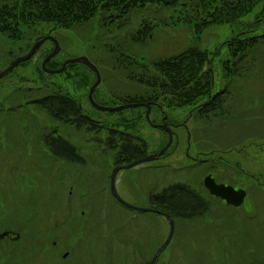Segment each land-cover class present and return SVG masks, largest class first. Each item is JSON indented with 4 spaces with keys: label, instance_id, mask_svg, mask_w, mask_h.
I'll list each match as a JSON object with an SVG mask.
<instances>
[{
    "label": "rangeland",
    "instance_id": "1",
    "mask_svg": "<svg viewBox=\"0 0 264 264\" xmlns=\"http://www.w3.org/2000/svg\"><path fill=\"white\" fill-rule=\"evenodd\" d=\"M179 10L180 4L168 8L150 5L131 12L124 23L121 19L103 21L98 14L71 29L45 23L29 27L26 38L15 43L0 36V71L36 37L50 32L60 45L57 60L87 57L101 76L94 100L117 106L125 103L127 97H146L150 89L145 83L155 74L151 60L174 55L191 45L209 52L217 49L213 54L211 91L217 92L225 80L232 81L225 98V115L216 110V117H199L191 111V105L165 108L170 118H186L192 140L187 141L184 130L175 132L172 145L161 158L121 169L115 186L127 203L138 207H149L151 201L146 193L160 192L162 186L170 183L186 182L194 191L206 193L208 208L203 216L176 218L172 239L156 264H264V45L248 50L240 61L235 60L230 71L223 63L229 57L224 41L241 31L248 35L264 33V17L255 26L252 23L258 12L263 14L264 4L259 3L245 16L244 24L210 25L199 35L193 24H170V17H178ZM146 24H154L151 36L137 38L134 33ZM52 47L53 43L46 40L29 62L0 78V232L19 233L17 239L0 236V264H148L154 249L168 235L165 217L132 210L104 191H91L98 185H107L114 167L111 154L108 162L89 160L87 172L67 170L60 174L42 134L51 127L64 132L68 125L50 124L43 114L33 113L27 105L28 95L35 97L58 87L78 99L84 112L105 127L97 135L99 140L104 142L111 130L129 131L139 137L137 145L146 149L144 155L159 150L167 136L143 120L132 129L123 123L114 124L122 117H135L143 111L142 107L95 109L88 100L95 75L80 64L61 74L41 75V60ZM125 54H134L137 59ZM77 71H85V76L79 77ZM184 80L188 90V77ZM34 86L43 91H17ZM150 118L155 119L154 110ZM25 123L29 124L28 134L22 128ZM86 134L80 133L82 145L87 137L92 140ZM91 148L87 144L82 150L103 154L102 148ZM22 154L26 157H17ZM191 157L204 159L205 164L194 165ZM98 166L102 179L89 177V171ZM208 171L236 179L245 186L243 204L231 206L219 198H210L200 184ZM81 190L86 194L82 195ZM65 251L68 254L64 256Z\"/></svg>",
    "mask_w": 264,
    "mask_h": 264
},
{
    "label": "trees",
    "instance_id": "2",
    "mask_svg": "<svg viewBox=\"0 0 264 264\" xmlns=\"http://www.w3.org/2000/svg\"><path fill=\"white\" fill-rule=\"evenodd\" d=\"M259 3L264 4V0H0V36L15 43L26 38L27 28L36 27L39 24H52L54 28L71 29L78 24L95 19V16L98 14L101 15V20L103 21L106 19L108 22H115L121 19L124 23L125 19H127L126 16L131 12L142 10L147 6H163L168 8L175 7L179 4L182 7V10H179L176 14L179 18L171 16L170 24L174 26H177L178 23L193 24L196 27L195 33L199 35L210 25L225 23L244 24L243 18L249 15ZM262 13L260 15V12H258L252 21L254 26L262 21L264 12ZM151 25L152 27L146 24L142 28H138L134 33L135 36L142 39L145 36H151L154 24ZM246 32L241 31L223 42V45H226L229 53V57L223 61V63L227 64L228 70L231 67L233 69L235 60L240 61L241 57L248 50L256 49L264 45V33L248 35ZM47 34H50V32ZM42 36L36 37L35 40ZM32 43L28 44L25 51L21 54L25 53ZM49 52L47 51L43 58ZM214 52L217 53V49ZM214 52L201 49L198 45H191L174 55L151 60L150 67L155 70V74L145 83L150 91L146 97H127L125 102H151V100L161 98L167 102L165 104L168 107L191 105V111H196L195 113L199 117H208L209 119L216 117L218 114L215 111L220 108L222 109L220 115L224 116L227 101H225L227 97V95L225 96V91H211L212 89L214 90V87H211L212 66L215 57L213 55ZM125 55L133 60L137 59L134 57V54ZM56 57L57 55L47 62L48 67L57 68L61 65L63 61L59 62ZM32 58L33 56L25 62L19 63L17 66L29 62ZM79 64L85 71H91L83 63L74 62L67 64L61 73H64L69 67ZM38 71L41 75L46 74L41 68V63ZM85 71H77L76 74L79 77H84ZM185 77H188L190 84L188 90L185 89ZM141 83H143L142 80ZM49 86L51 85H47L46 87ZM17 91L33 93L43 90L39 86H34L24 88V90L18 89ZM181 91L185 93L182 95ZM28 97L30 98L27 99V105L31 107L33 113L43 114L46 119L45 121H48L50 124L68 125V127L73 126L79 135V132L83 131L82 133H84L85 131L100 139L97 135L101 134L104 129L100 124L101 122L86 114L78 99L62 92L58 87L35 97H31V95H28ZM230 99L233 100L232 95ZM229 101L228 106H231L232 102ZM32 119L37 121L36 118ZM143 119V115L137 113L135 117H122L121 121H116L114 124L118 125L123 123L127 128L132 129L136 128V124ZM69 129L66 131L67 134L70 133ZM56 133V128L51 127L50 130L47 129L45 131V136L43 137L44 143L52 155L58 154L55 143L59 140H63L62 147L65 150H70L68 154H84L80 146L76 147L74 144L69 143L67 141L68 139L64 136L58 138L55 136ZM69 138H72V136L69 135ZM105 138L106 147L103 154H111L114 156V165L131 162L146 154V149L138 148L137 141L139 137L132 135L129 131L111 130ZM189 188L190 186L186 182L168 184L157 195L158 205L154 207L168 212L174 219L189 218L192 213L186 210L183 203L191 199L192 196L197 199L200 198L198 192L193 191L192 193ZM206 209L207 207L205 206L202 210L203 214Z\"/></svg>",
    "mask_w": 264,
    "mask_h": 264
},
{
    "label": "flooded vegetation",
    "instance_id": "3",
    "mask_svg": "<svg viewBox=\"0 0 264 264\" xmlns=\"http://www.w3.org/2000/svg\"><path fill=\"white\" fill-rule=\"evenodd\" d=\"M223 83L224 84L221 85V88L219 90L229 89V87L231 85V82L224 81ZM228 93H229V91L226 92V94H228ZM230 101H232V99H230ZM165 103L167 104V102L164 99H161V98H159L157 100H151V112L154 110V113H155V119H151V122L154 123V124H157L158 127H156V128L160 129L161 132L165 133L167 138H168L167 130H170L172 132V139H173V137L175 136V132H178L179 130H184V131L187 130L188 121L185 120L186 118H183L181 121H178L177 119H174V118H170L169 114L165 111V108H167V109L169 108ZM142 108H143L142 112H143V115H144V113L146 111V107H142ZM22 128H23V131L26 134H28V129L27 128H29V124L25 123ZM68 128H70L69 129V131H70L69 134L66 133L67 130L64 131V132L58 131L55 134V136H57L58 138H61L62 136H64L66 139H68L67 141L69 143L74 144L76 147L80 146L82 152H83L82 147L84 145H87V144H90L92 146L91 150H98V148H102V152L105 150L106 138L103 140L104 142H102L98 138L94 139L93 135L89 134V136L92 138V140H88V137H87L86 140L84 141V145H82V143H83L82 136L78 134L77 130L74 129L73 126H70ZM82 132L83 131H81L79 133L83 134L84 136H85V133H87L85 131H84V133H82ZM42 135H43L42 139H43V142H44V138L43 137L45 136V133H43ZM69 135H71L72 138H69ZM62 141L63 140H59L57 143H55V147L58 150V154L57 155H52L50 153V156L57 163V170H58V172H60V174H61V171H67V170L68 171H73L74 173L77 170H83V171L87 172V170H86L87 165L86 164L89 162V160H92V161L95 160L97 163H104V162H108L109 161V155H104V154H102V155L101 154L100 155H92V154H87L85 152L82 155L68 154L70 152V150H65L62 147ZM94 142H96V143H94ZM230 150L231 149L229 148L227 151H230ZM13 152L15 153V150ZM17 157L18 158H20V157L24 158L26 156L24 154H22V155H17ZM111 157H112L113 162H114L115 161L114 160V156L111 155ZM191 159H192V164L194 163V165H202V164L204 165L205 164V160L204 159L201 160V159H197L195 157H191ZM100 168H101V166L100 167L98 166L95 170L92 169V171H89V172H92L91 174H89V177H93L94 176L96 179L97 178L102 179V177H101L102 176L101 175V169ZM118 173H119V171H118ZM207 174H211V177L215 180L216 183H223L224 185H230L234 189L243 188L246 191V194H245V197H246V195H247L246 187L243 186V185H240L237 182L236 179L234 181L233 178H231V177L229 178L227 176H226V178H224L222 176H218L217 173L213 174L210 171L206 172V174L202 178V181L200 182V184H202V186L204 187V190L206 188L204 186L203 180H204V177ZM110 176H111V173H110V175L108 177L107 185H104V186H99L98 185L96 187H93L91 191L94 194H98L100 191H104V194L107 193L108 195L112 196V193H111V190H110ZM71 188H72V186H70L69 193H71ZM161 189L163 190L164 188L162 187ZM189 190L192 193L194 191L193 188H189ZM81 193H82V195H84V194H86V191L85 190H81ZM159 193L160 192H157V190L155 192L146 193L147 200L150 199V201H151V203H149L150 205H154V204L157 203V195ZM198 194L200 195V198L197 199V198L192 196L191 199H189V200H187V201H185L183 203V205L185 206L186 210L189 213H192L190 218L203 216L202 210H203V208L205 206L207 207V203L205 201L206 193H204L201 190H199ZM161 197H163V196L161 195ZM212 197H215V196L210 194V198H212ZM216 198H218V197H216ZM220 200L225 204L223 199H220ZM81 214H84L83 210L81 211ZM10 233H12V232H10ZM54 244H55V241H54ZM156 249H157V247L154 249V251L152 250L153 253L155 252ZM153 253H152V255H153ZM67 254H68V251H65L64 256L67 255ZM151 257H150V259H151Z\"/></svg>",
    "mask_w": 264,
    "mask_h": 264
},
{
    "label": "water",
    "instance_id": "4",
    "mask_svg": "<svg viewBox=\"0 0 264 264\" xmlns=\"http://www.w3.org/2000/svg\"><path fill=\"white\" fill-rule=\"evenodd\" d=\"M47 39H49L53 42V48L43 58V60L41 62V67H42V70L44 72L50 73V74L60 73L64 70L65 66L68 63L81 62V63L85 64L87 67H89L95 73V80L92 83V85L90 86L89 91H88V100H89L90 104L95 109L101 110V111H120V110L130 108V107L145 106L146 107V111H145L146 121L151 126L158 127L157 124H153L150 120L149 113H150L151 105L149 102H129V103L120 104L117 106H105V105H101V104L97 103L93 98V93H94L95 88L98 86V84L101 81V76H100L98 68L87 57L80 56V57L68 58V59H65L62 62V64L60 65V67H58V68L48 67L46 65L48 60L51 59L53 56H55L60 51V45L58 43V40L52 35H45V36L37 39L36 41H34L27 52L18 56L8 66H6L2 71H0V78L7 75L19 63L25 62L26 60H28L35 52H37L39 50L41 45ZM167 133H168V140H167L166 144L164 146H162L158 151H156L153 154L140 157V158L133 160L127 164L115 166L112 169L111 176H110V190H111L112 195L116 198V200L118 202H120L122 205H124L130 209H133V210H138L141 212L154 211V212H157L159 214H163L168 221V224H169L168 235H167L166 239L164 240V242L154 252L153 256L150 259L149 264H155L156 259L159 256V254L162 252V250L168 245V243L172 239V235H173V231H174L173 218L170 214H168L166 212H162L160 210L151 209L150 207H138V206H134L132 204L127 203L124 199L121 198V196L118 194V192L116 190L115 178H116V174H117L118 170H120V169L131 168V167L138 165L140 163L155 160L160 155H162L172 142V132L170 130H167ZM203 183L211 195H214L216 197L223 199L225 201V203L228 205L239 206L244 201V196L246 194V191L243 188L234 189L230 185H224L223 183H216L215 180L211 177V174H207L204 177ZM4 235H11V233L9 231H6V232H2L0 234V236H4ZM14 235L15 236H13V237L16 238L17 234H14Z\"/></svg>",
    "mask_w": 264,
    "mask_h": 264
}]
</instances>
